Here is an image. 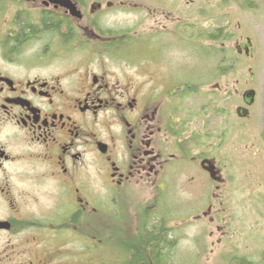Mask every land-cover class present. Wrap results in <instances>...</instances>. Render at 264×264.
Here are the masks:
<instances>
[{
  "label": "flooded vegetation",
  "instance_id": "flooded-vegetation-1",
  "mask_svg": "<svg viewBox=\"0 0 264 264\" xmlns=\"http://www.w3.org/2000/svg\"><path fill=\"white\" fill-rule=\"evenodd\" d=\"M215 14L235 22L211 29ZM243 17L258 29L264 0H0V264H165L178 237L160 208L178 204L181 169L203 192L196 220L223 215L224 166L196 152L179 104L193 85L162 45L203 39L205 58L217 32L223 63L253 59ZM252 200L249 262L264 264V193Z\"/></svg>",
  "mask_w": 264,
  "mask_h": 264
},
{
  "label": "rangeland",
  "instance_id": "rangeland-1",
  "mask_svg": "<svg viewBox=\"0 0 264 264\" xmlns=\"http://www.w3.org/2000/svg\"><path fill=\"white\" fill-rule=\"evenodd\" d=\"M129 17L134 25L139 23L141 14L132 11ZM189 18L190 22L199 21ZM241 21L245 28L252 30L249 35L253 38L256 58L252 61L239 59L234 62L230 58L236 57L228 56L223 63L217 32L211 35L213 45L207 58L197 50V47L203 49L205 41L192 47L183 40L162 45L164 57L173 59V63L181 67L177 70L180 80L188 77L193 85L189 93L180 98L179 104L181 116L191 114L189 129L198 143L196 152H208L219 166H224L222 172L228 183L224 187L223 215L216 217L212 213L211 220L208 215L196 220L195 214H201L204 208H201L203 192L198 195L200 191L188 187L186 172L180 170L178 204L172 206L169 196L160 208L165 217V229L168 232L177 227L175 235L178 237L174 243L164 242L165 247L175 251L173 256L165 254L162 260L165 264H250L249 261L255 262L258 258L257 243L250 239L256 217L252 199L257 197V191L264 193V184L255 182L264 178V173L259 174L264 170V17L258 19L256 30L252 18L243 17ZM226 22L234 23L235 19L215 14L210 18L211 29ZM199 23L198 32L207 22L201 19ZM136 29L139 31V27ZM244 32L243 27L235 34L228 32L225 46L232 43V37L246 35ZM140 43L137 42L138 47ZM161 63L166 65L165 59ZM249 70L254 72L253 79ZM249 87L255 91L254 102L249 116L241 118L236 115L235 107L243 105L242 92ZM211 191L215 189L211 187ZM211 202H215L216 210L220 208L219 198ZM107 228L103 226L101 233H106Z\"/></svg>",
  "mask_w": 264,
  "mask_h": 264
},
{
  "label": "water",
  "instance_id": "water-1",
  "mask_svg": "<svg viewBox=\"0 0 264 264\" xmlns=\"http://www.w3.org/2000/svg\"><path fill=\"white\" fill-rule=\"evenodd\" d=\"M254 91L252 89L246 90L243 93V100L247 105H250L253 101ZM236 112L239 116H245L248 111L246 108L243 107H237ZM210 170V169H209Z\"/></svg>",
  "mask_w": 264,
  "mask_h": 264
}]
</instances>
